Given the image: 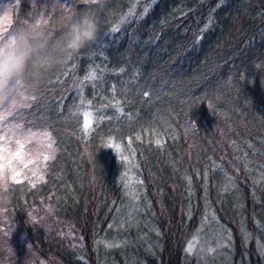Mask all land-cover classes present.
Segmentation results:
<instances>
[{
  "label": "trees",
  "instance_id": "1",
  "mask_svg": "<svg viewBox=\"0 0 264 264\" xmlns=\"http://www.w3.org/2000/svg\"><path fill=\"white\" fill-rule=\"evenodd\" d=\"M84 14L0 106V264H264V0H0V35Z\"/></svg>",
  "mask_w": 264,
  "mask_h": 264
},
{
  "label": "clouds",
  "instance_id": "2",
  "mask_svg": "<svg viewBox=\"0 0 264 264\" xmlns=\"http://www.w3.org/2000/svg\"><path fill=\"white\" fill-rule=\"evenodd\" d=\"M100 30V21L84 14L69 16L56 41H52L41 25H23L0 35V106L14 107L23 103L29 89V73L38 61L52 53L70 59L81 49L94 44ZM3 195L0 191V196ZM214 251L208 248L207 254L210 256Z\"/></svg>",
  "mask_w": 264,
  "mask_h": 264
},
{
  "label": "snow or ice",
  "instance_id": "3",
  "mask_svg": "<svg viewBox=\"0 0 264 264\" xmlns=\"http://www.w3.org/2000/svg\"><path fill=\"white\" fill-rule=\"evenodd\" d=\"M93 2H96V0H93ZM91 78H94V77H91ZM2 118L3 117H0V119H2ZM91 124H92V121L90 119L86 120L85 121V129L91 130ZM47 139L49 141L48 146H49V148H51L52 142H51L50 138H47ZM156 143L159 145L161 142L159 140H157ZM115 147H116L117 151L120 150V145H115ZM17 156H19V153H17ZM52 158H54V157H49V156L44 157L45 160L52 159ZM124 159H127V158H124ZM4 173H5L4 176L2 178H0V184H2V186L5 189H7L9 187V177H11V179L14 181L19 182L17 180V177H19L21 175V173L16 172L14 169H11L10 165L5 166ZM23 178L28 180L31 183L32 187H35L36 182L43 180V175L40 174L39 171H33L31 176L25 175ZM188 251H191V248H189Z\"/></svg>",
  "mask_w": 264,
  "mask_h": 264
},
{
  "label": "rangeland",
  "instance_id": "4",
  "mask_svg": "<svg viewBox=\"0 0 264 264\" xmlns=\"http://www.w3.org/2000/svg\"><path fill=\"white\" fill-rule=\"evenodd\" d=\"M115 151L121 153V148H120L119 151H117V149L115 147ZM208 231H210V230H208ZM225 236H228L230 238V234L229 233H227ZM196 243H197V239L196 238H193L188 243L187 248H186V250H187L188 253H192V254L195 253V251L198 249V247H196ZM230 245L231 244H230V242H229V240L227 238H222V241L220 242V249L227 250L228 249L227 247H229ZM189 248H191V251H188ZM218 264H227V263L225 261H220Z\"/></svg>",
  "mask_w": 264,
  "mask_h": 264
}]
</instances>
